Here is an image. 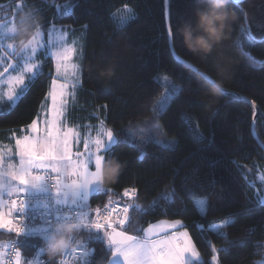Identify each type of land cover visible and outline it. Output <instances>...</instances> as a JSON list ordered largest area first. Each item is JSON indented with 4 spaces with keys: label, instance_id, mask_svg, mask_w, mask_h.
<instances>
[{
    "label": "trees",
    "instance_id": "obj_1",
    "mask_svg": "<svg viewBox=\"0 0 264 264\" xmlns=\"http://www.w3.org/2000/svg\"><path fill=\"white\" fill-rule=\"evenodd\" d=\"M203 6L204 0H169L170 23L186 21ZM124 7L132 8L134 18L120 26L114 15ZM228 8L238 19L223 44L201 45L199 52L186 47L180 30L194 27L196 19L181 23L178 34L173 28L172 39L177 56L216 84L222 82L229 92L224 93L214 92L213 84L174 58L166 0H0V23L29 13L40 31L68 27L85 32L82 84L67 121L83 134L90 126L106 124L116 143L105 162L116 159L123 165L118 179L91 197L89 209L121 200L130 208L128 221L114 227L140 237L159 221H181L201 257L192 264H211L213 248L219 264H264V204L254 185L264 167V151L252 134L255 105V132L264 145V0H229ZM43 61L42 73L28 83L24 96L0 112V138L36 120L52 81V60L44 56ZM164 77L181 90L159 116L166 136L176 140L173 146L154 140L164 136L150 122L164 93ZM129 191L135 196L125 199ZM197 198H207L204 215ZM105 231L111 229L80 232L81 244L94 249L86 264L112 260ZM14 237L1 233L0 242L4 238L8 244ZM45 243L19 238L23 260L44 250Z\"/></svg>",
    "mask_w": 264,
    "mask_h": 264
},
{
    "label": "rangeland",
    "instance_id": "obj_2",
    "mask_svg": "<svg viewBox=\"0 0 264 264\" xmlns=\"http://www.w3.org/2000/svg\"><path fill=\"white\" fill-rule=\"evenodd\" d=\"M115 20L120 26H125L134 18V13L131 7H124L115 12ZM15 20L10 18L4 23H0V112L6 110L4 107L6 104H11L12 106L16 105L18 101L13 104L12 101L8 100V94L10 91L19 92L21 85H17L13 83V80L17 76L24 77L25 85L33 80L36 76H38L43 71V57H50L53 63L52 69V81L50 90H53L54 87H58L59 85H65L64 91L65 95L61 98L63 103L60 104L61 108V117L59 120V127L61 133H68L70 139V145L73 152V159H77V153H85V145L88 146L89 149L95 152L94 142L99 139L104 142V146L101 148L100 152L97 153L98 155L104 156L103 164L105 163V155L106 152L114 146L116 143V138L113 134V142H107V133L111 131L106 124L101 123L97 127H88L86 129V134H83L80 127L72 126L67 121V111L68 108L72 105L75 101L77 90L81 87L82 84V63L84 58V51H85V32L84 30H76L75 28H68V27H51L47 31H40V35L38 38V42L35 46V51L33 49H29L26 51H19L16 46L14 45L15 37L11 32H5L2 29L5 27H12L15 24ZM65 50H71V55L67 60H60L57 59V53H62ZM58 63L67 65V71L64 72L63 69H59L60 73L58 75ZM12 65V67H8V65ZM30 66H35L34 73L28 72L27 68ZM7 68V71L4 69ZM56 82L55 84L53 82ZM164 86V93L157 101L155 106L153 107V115L150 122L153 123L156 129L161 131L162 139L158 136L152 138L157 142L164 144V146H173L176 142L174 138H169L166 136L165 132L162 130V124L159 120L160 113L157 111L161 108V102L164 98L169 95L170 91L172 90L173 86L179 89V86L174 84L171 79L164 77L162 80ZM49 94V93H48ZM178 92L176 93V95ZM175 97V96H174ZM173 97V98H174ZM171 102V101H170ZM169 102V103H170ZM52 108V101L49 95H47L45 101L43 102L40 112L35 120L38 127L41 129V132L36 134L39 136H43L45 130L47 129V124L45 121L50 120L52 118L51 113ZM165 110V108H164ZM163 110V111H164ZM149 122V123H150ZM158 125V127H157ZM30 126V125H29ZM29 126L21 128L19 130H13L6 133L5 136L0 138V190L4 193V198L2 202H0V213L6 214V219H11V207L7 203L8 197H13L18 192H14L12 195L8 194L9 188L12 189H20L23 188V192H40L44 189L42 181L38 185H20L17 180H13L10 176L7 175L9 169V165H12V171H16L19 169L21 164V158L19 156V149L16 146V140L22 138L24 135H33L30 131ZM79 158L83 159V156ZM54 163V162H53ZM102 164V166H103ZM90 170H95L94 164L90 165ZM51 171V168H47ZM38 169H33V174ZM258 178L257 183L255 185V192L259 201L264 204V167L258 170ZM55 176L56 180L59 178L62 182L71 183L73 177L68 176L64 177L62 175L63 169H61V173H56L51 171ZM100 190L95 186L92 185L90 188L85 190H80L79 193H72L68 191L67 195H64L61 192L57 191L58 199L64 204H71L79 208L82 212L87 208H90V199L91 197ZM195 204L199 210V212L204 215L206 212L207 206V199L205 198H197L195 199ZM91 217L90 211L86 213V219L89 221ZM230 221V220H229ZM227 221L221 225H215L212 227L213 230H219L223 226L229 223ZM179 222V223H177ZM157 225L167 226L166 230L158 231L157 235L152 237L153 239L156 238L158 235L166 234L171 230L182 227V232L179 235L186 234L188 240L193 245L194 249L198 253L196 246L188 233L187 230L183 229V223L181 221H166L162 220L150 227H155ZM175 225V227H172ZM15 226V225H14ZM114 226V224H113ZM14 229V228H13ZM3 230L5 233H11V231L7 229H0ZM147 230L145 231L144 235L146 234ZM143 235V236H144ZM168 236H172V232L167 234ZM161 239V238H160ZM108 242V240H107ZM7 244L6 239H2L0 243V259L2 261V255L4 252V248ZM214 256L211 259V264H219L218 252L216 248H213ZM113 252V249H112ZM190 259L191 264L197 263L201 261L200 254L198 253V259L195 257L188 256L186 260ZM112 264H124L121 257L116 256L112 258ZM5 262V259H4ZM2 264L3 261L1 262Z\"/></svg>",
    "mask_w": 264,
    "mask_h": 264
},
{
    "label": "snow or ice",
    "instance_id": "obj_3",
    "mask_svg": "<svg viewBox=\"0 0 264 264\" xmlns=\"http://www.w3.org/2000/svg\"><path fill=\"white\" fill-rule=\"evenodd\" d=\"M234 4H239L242 0H231ZM196 8L188 15L187 20H177L175 24H169L168 32L170 39H173L174 33L173 28H175L176 34L179 32L181 23H192L196 19ZM247 27V25H245ZM12 27H5L2 30L5 32H11ZM256 41L253 40V43ZM35 51V49H33ZM71 55V50H65L62 53H57V59L67 60ZM12 67V65H8ZM59 69H63L66 73L67 65L58 63V75L61 74ZM7 71V68L4 69ZM28 72L34 73L35 66H30L27 68ZM3 75V73H0ZM207 79V78H205ZM209 84L213 81H208ZM14 84L21 85L20 91L17 93L15 91H10L8 94V100L15 104L20 98L24 96L30 85H25L24 77L17 76L13 80ZM56 83L55 81L53 82ZM65 85H59L54 87L53 90L49 92V97L52 101V118L45 121L47 124V129L43 136L36 135L41 132L37 123H33L29 126L30 131L33 135H24L22 138L16 140V146L19 149V156L21 158V164L18 170L12 171V165H9V171L7 173L13 180H17L20 185H38L41 181L45 179L44 175L33 174V169H47L51 168V171L56 173H61L64 177L71 176L73 179L71 183L62 182L59 178L57 179L56 187L57 191L68 194V191L72 193H79L80 190L87 191L90 186L94 185L97 176L99 175V170L102 167L104 156L98 155L101 148L104 146V142L97 139L94 142L95 152L85 145V153H77V159H73V152L70 145V139L68 133H61L59 127V120L62 115L60 104L63 103L62 97L65 95L64 91ZM181 91L180 89L173 86L169 95H167L161 102V108L157 111L162 115L163 110L169 107V102L176 96V93ZM158 127V125H157ZM107 142H113L112 132L107 134ZM83 156L84 158H79ZM54 162V163H53ZM94 164L95 170H90V165ZM14 192L22 194L23 188L12 189L9 188L8 194L12 195ZM125 195H128L125 192ZM4 198V193L0 190V202ZM207 199V198H205ZM11 206L13 208L17 207V202L15 200L11 201ZM116 211L115 209L109 210L106 214H100L97 210L98 219L95 222H90L87 224L83 223L81 219V224L83 227H89L100 231L101 229H111V231H105V236L107 237L109 246L112 247V258L119 256L122 258L124 264H191V260H186V257L191 256L198 259V253L194 249L193 245L188 240L186 234L183 235H172L166 236L161 239H153L152 237L157 235L158 231L166 230L167 226L157 225L155 227H149L146 234L143 237L137 235H129L124 230H117L112 223V213ZM128 208L123 209V213H118L122 216L119 220L121 225H124L128 221ZM6 214L0 213V229H7L12 231L13 221L11 219L5 218ZM179 223V222H177ZM231 223V220L229 221ZM175 227V225H172ZM22 235L23 233H19ZM74 252L76 250H73ZM80 257H87L89 253L87 251H82L77 253ZM85 260V264H86ZM16 264H20L19 253L16 254ZM112 264V261L109 262Z\"/></svg>",
    "mask_w": 264,
    "mask_h": 264
},
{
    "label": "clouds",
    "instance_id": "obj_4",
    "mask_svg": "<svg viewBox=\"0 0 264 264\" xmlns=\"http://www.w3.org/2000/svg\"><path fill=\"white\" fill-rule=\"evenodd\" d=\"M228 3L229 0H204V6L197 10L195 26H184L180 30L186 47L199 52L203 51L201 45L216 47L231 36L232 26L237 22L238 17L229 10ZM40 29L41 25L35 17L29 13L21 14L11 29L16 48L21 52L34 49ZM222 90L223 84L218 82L214 92ZM122 168L123 165L116 159L106 161L99 170L94 185L103 191L106 185L118 179ZM82 229L81 223L57 224L44 247L48 261L57 260L68 250H75L82 243V239L78 238Z\"/></svg>",
    "mask_w": 264,
    "mask_h": 264
},
{
    "label": "built area",
    "instance_id": "obj_5",
    "mask_svg": "<svg viewBox=\"0 0 264 264\" xmlns=\"http://www.w3.org/2000/svg\"><path fill=\"white\" fill-rule=\"evenodd\" d=\"M35 174L45 176V179L42 181L44 187L42 191L36 193L22 192V194L18 193L13 197L7 198V203L12 209L15 237L7 244L4 264H16L17 253H19L20 264H49L51 261H48L42 249H38L27 260H23L18 247V239L23 237L47 241L53 234L57 224L80 223L83 218V213L79 208L71 204H64L58 199L56 176L49 169H38ZM124 198L130 199L129 194H124ZM13 200L17 202V207L15 208L10 203ZM124 208H128L129 210V206L121 200H111L101 208L90 210V220L83 219V223L95 222L98 219L97 210L103 215L108 213L109 210L115 209L116 211L112 213V223L114 225H121L119 220L122 216L118 213H123ZM87 228L89 227H83V229ZM19 233L23 234L20 235ZM75 250V252L68 250L62 257L53 261L56 264H80L94 252L93 248H88L85 244L78 245ZM82 251H87L89 255L86 258L78 256L77 253Z\"/></svg>",
    "mask_w": 264,
    "mask_h": 264
},
{
    "label": "water",
    "instance_id": "obj_6",
    "mask_svg": "<svg viewBox=\"0 0 264 264\" xmlns=\"http://www.w3.org/2000/svg\"><path fill=\"white\" fill-rule=\"evenodd\" d=\"M244 2V0H242L241 3L239 4H242ZM166 22H167V28L169 27V24H170V19H169V0H166ZM169 33V32H168ZM170 38V37H169ZM170 48H171V51H172V54L174 56V58L176 59L177 62L185 65L186 67H188L190 70H192L194 73H196L198 76L202 77L203 79H205L206 81H213L211 78H209L207 75H205L204 73H202L199 69H197L196 67H194L193 65H191L190 63L186 62L185 60H183L182 58H180L179 56H177L175 50H174V47H173V43H172V39H170ZM213 84L214 86H216L217 84L213 81ZM222 92L224 93H229L227 92L226 90H222ZM251 103V102H250ZM252 104V103H251ZM253 106V110H254V119H253V126H252V134L254 136V138L256 139L257 143L259 144V146L263 149L264 151V145L261 143V141L258 139L257 135H256V132H255V123H256V118L258 116V109L255 105H252Z\"/></svg>",
    "mask_w": 264,
    "mask_h": 264
},
{
    "label": "crops",
    "instance_id": "obj_7",
    "mask_svg": "<svg viewBox=\"0 0 264 264\" xmlns=\"http://www.w3.org/2000/svg\"><path fill=\"white\" fill-rule=\"evenodd\" d=\"M127 193L130 195L131 198H133V197L135 196V192H134V191H129V192H127ZM11 211H12V209H11ZM88 211H90L89 208H87L86 210H84V211L82 212L84 218L86 217V213H87ZM11 220H12V212H11ZM13 225H14V224H13ZM13 228H14V226H13ZM170 232H172L173 235H179L180 232H182V227H177V228L171 230ZM170 232H168V233H170ZM1 233H5V232H3V230H0V234H1ZM11 233H14V229H12ZM168 233H166V234H162V235H158V236H157L156 238H154V239L164 238V237L168 236V235H167ZM0 243H1V242H0ZM6 247H7V244H6L5 248H4V252H3V255H2V261H3V263H4V259H5ZM2 261H1V259H0V264H2V263H1Z\"/></svg>",
    "mask_w": 264,
    "mask_h": 264
}]
</instances>
